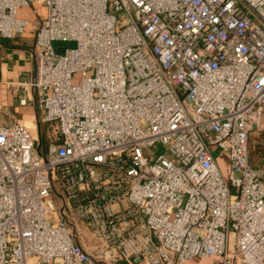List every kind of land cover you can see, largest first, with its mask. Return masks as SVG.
Instances as JSON below:
<instances>
[{"label":"built area","instance_id":"2783aa9c","mask_svg":"<svg viewBox=\"0 0 264 264\" xmlns=\"http://www.w3.org/2000/svg\"><path fill=\"white\" fill-rule=\"evenodd\" d=\"M34 4L48 148L0 125V264H264V0H0V36Z\"/></svg>","mask_w":264,"mask_h":264},{"label":"crops","instance_id":"0c3cea01","mask_svg":"<svg viewBox=\"0 0 264 264\" xmlns=\"http://www.w3.org/2000/svg\"><path fill=\"white\" fill-rule=\"evenodd\" d=\"M19 15L30 22L26 34L12 39L0 36V125L11 126L18 123L27 128L38 142L42 139L41 127L45 124L42 111L33 102L22 106L14 91V85L32 77L36 72L32 53L35 34L45 17V10L34 4L29 8L20 9ZM186 264H221V258L194 259Z\"/></svg>","mask_w":264,"mask_h":264},{"label":"rangeland","instance_id":"374dc122","mask_svg":"<svg viewBox=\"0 0 264 264\" xmlns=\"http://www.w3.org/2000/svg\"><path fill=\"white\" fill-rule=\"evenodd\" d=\"M59 45L62 46L63 49L74 47V44L72 43H61ZM41 130L43 132L41 152L45 154L48 148V133L46 134V132H48V126L46 124H43ZM257 149H260L261 153H263L264 151V118L262 120L261 126L258 129H255L250 135V156L254 160V162H256V165H260V163L264 161V155H257ZM218 154V162L220 164V167L225 175H228L229 163L226 159V156L221 155L219 152H216V155ZM88 242L93 246L95 245L94 240H89Z\"/></svg>","mask_w":264,"mask_h":264},{"label":"trees","instance_id":"16d2710c","mask_svg":"<svg viewBox=\"0 0 264 264\" xmlns=\"http://www.w3.org/2000/svg\"><path fill=\"white\" fill-rule=\"evenodd\" d=\"M258 154L264 155V151H263V153H261V150H260V149H257V155H258ZM252 161L254 162L253 159H252ZM254 163H256V162H254Z\"/></svg>","mask_w":264,"mask_h":264}]
</instances>
